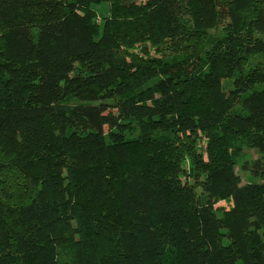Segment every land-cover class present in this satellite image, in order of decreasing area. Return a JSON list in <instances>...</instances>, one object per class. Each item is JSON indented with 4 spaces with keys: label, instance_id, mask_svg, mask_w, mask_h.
<instances>
[{
    "label": "trees",
    "instance_id": "obj_1",
    "mask_svg": "<svg viewBox=\"0 0 264 264\" xmlns=\"http://www.w3.org/2000/svg\"><path fill=\"white\" fill-rule=\"evenodd\" d=\"M0 264H264V0H0Z\"/></svg>",
    "mask_w": 264,
    "mask_h": 264
},
{
    "label": "rangeland",
    "instance_id": "obj_2",
    "mask_svg": "<svg viewBox=\"0 0 264 264\" xmlns=\"http://www.w3.org/2000/svg\"><path fill=\"white\" fill-rule=\"evenodd\" d=\"M137 3H143L146 0H135ZM91 9L97 14L98 16V20L100 21V23H102L101 21L103 19H106L108 17V13H109V5L106 1H102L99 3H94L93 5H91ZM186 18V17H184ZM186 20V19H185ZM184 32H187L186 30L183 29ZM220 33V29L219 30H214V31H210L209 34L210 35H218ZM147 50L149 51V55L150 56H155L156 54L153 52V50H151L148 45H145ZM196 43L195 41L191 40V39H185L184 37H180L178 39L175 40L174 43H169V42H165L164 45L161 48V56H163L165 59L171 60V59H178L181 57L182 53L185 52L186 54H188V52L192 49V47H195ZM140 46L135 47V50L133 51V53L135 54H140ZM141 55V54H140ZM196 60V59H193ZM261 62V58H255L254 60H252L249 64H247V68L249 67H254L256 64ZM198 63H201V61L198 60ZM134 124L130 121H126L123 122L121 124V129L124 131V133L126 134V138H133L135 136V129H134ZM205 138L203 136H200L198 141H197V145L199 149H202L204 152V148H205ZM241 158L238 159V164L236 166V173L239 176L240 180L242 181V184L248 183V182H253V180L250 178L249 174L244 172L242 170V166L243 163H247V165H250L251 162H253L254 160L257 159V154L254 150H247V149H243L241 150ZM186 158V157H185ZM205 158V155H204ZM179 171L185 175H189V179L187 180L188 183L190 185L194 184V172H193V168L189 163V160L184 159L180 166L178 167ZM186 177H183L181 179V181H183V179ZM202 178H200L201 180ZM199 188H197V192H198ZM232 206V203L227 201V200H223L220 201L219 203H217L215 205V209L217 210H229L230 207ZM63 261L65 262L66 257L62 256Z\"/></svg>",
    "mask_w": 264,
    "mask_h": 264
}]
</instances>
